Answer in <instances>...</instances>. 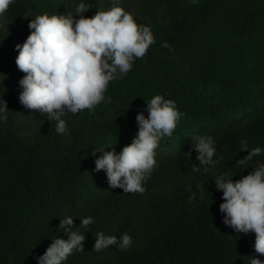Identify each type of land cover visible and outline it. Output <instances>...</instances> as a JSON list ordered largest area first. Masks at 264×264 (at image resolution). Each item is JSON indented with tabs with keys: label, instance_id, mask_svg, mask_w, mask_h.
Wrapping results in <instances>:
<instances>
[{
	"label": "trees",
	"instance_id": "16d2710c",
	"mask_svg": "<svg viewBox=\"0 0 264 264\" xmlns=\"http://www.w3.org/2000/svg\"><path fill=\"white\" fill-rule=\"evenodd\" d=\"M81 2L90 5L83 13L89 18L115 3L150 27L155 43L109 83L110 103L66 113L61 134L56 120L19 101L24 73L15 59L23 43L16 25L25 23L30 34L37 15L75 14ZM0 95L9 110L0 119V264H38L52 240L68 238L59 229L68 216L85 242L63 264L264 261L254 232L237 234L223 223V193L214 183L224 174L235 182L264 163V0H15L0 16ZM155 95L175 102L177 127L160 140L143 193L112 189L106 172L95 170L101 153L92 152L116 143L118 154L130 144L137 114L147 117ZM199 136L213 138L214 163L196 159ZM241 141L249 151L262 149L246 165L237 164L248 155ZM87 217L93 223L80 227ZM98 232L118 240L128 233L132 245L93 251Z\"/></svg>",
	"mask_w": 264,
	"mask_h": 264
},
{
	"label": "clouds",
	"instance_id": "9594fccd",
	"mask_svg": "<svg viewBox=\"0 0 264 264\" xmlns=\"http://www.w3.org/2000/svg\"><path fill=\"white\" fill-rule=\"evenodd\" d=\"M15 0H0V16H3ZM195 3L196 0H193ZM90 5L83 2L75 8V14L37 15L28 27L30 34L17 44V68L24 73L19 81L22 91L20 103L30 110L46 114L48 120H56L57 133H65L66 113L77 114L93 111L101 102L110 103L105 93L111 81L122 78L132 69L135 59H142L155 43L150 27L139 25L131 13L115 3L107 10L98 9L92 17H85ZM78 16L79 18H75ZM168 47L167 43L162 45ZM119 73V76L117 75ZM3 75V74H2ZM2 96V95H0ZM147 103V117L138 113V132L132 142L117 154L100 148L93 151L101 155L95 160V170H104L112 189L123 193H143V183L156 167L155 150L163 137H171L181 118L175 102L155 95ZM0 119L6 120L7 103L0 99ZM117 142V141H116ZM109 149V148H108ZM194 151L200 165L214 163V140L211 136L194 138ZM240 150H248L247 141H241ZM262 152L260 147L248 150V155L237 161L246 165ZM191 152L186 153L190 156ZM194 170L196 166L193 165ZM217 190L223 193L219 210L224 214L223 223L237 234L255 233L256 253L264 255V163L235 182L227 174L214 179ZM93 223L91 217L81 219L80 227ZM71 216L60 219L59 229L67 239L55 238L38 264H63L74 251H84L85 235L74 231ZM93 251L116 246L126 250L132 245V237L123 233L119 240L115 235L96 234ZM250 264H264L258 258H250Z\"/></svg>",
	"mask_w": 264,
	"mask_h": 264
},
{
	"label": "rangeland",
	"instance_id": "374dc122",
	"mask_svg": "<svg viewBox=\"0 0 264 264\" xmlns=\"http://www.w3.org/2000/svg\"><path fill=\"white\" fill-rule=\"evenodd\" d=\"M17 29L20 31L21 35H22V43L26 40V38L29 35L28 29L26 27L25 23L16 25Z\"/></svg>",
	"mask_w": 264,
	"mask_h": 264
}]
</instances>
